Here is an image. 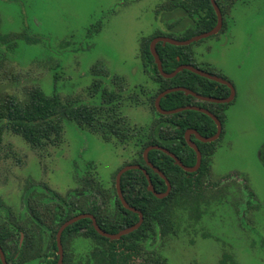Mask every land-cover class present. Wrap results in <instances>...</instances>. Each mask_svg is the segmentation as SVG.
<instances>
[{
  "label": "rangeland",
  "instance_id": "1",
  "mask_svg": "<svg viewBox=\"0 0 264 264\" xmlns=\"http://www.w3.org/2000/svg\"><path fill=\"white\" fill-rule=\"evenodd\" d=\"M170 2L0 0V36L5 39L0 41V94L22 99L38 85L63 99L89 100L86 89L94 79L112 88L113 77L123 80L126 93L140 88L151 93L157 84L143 67L141 40L157 32L181 37L197 28L190 20L171 26L183 11ZM226 13L220 33L189 46L191 62L225 78L235 98L224 109L223 133L198 191L204 199L201 218L195 222L179 214L177 236L151 242L169 264H221L224 253L233 264H264V167L259 157L264 143V0H239ZM27 37L37 41L27 42ZM124 104L122 115L131 124L150 125L154 115L149 106ZM136 151L125 143L104 142L68 121L61 144L44 150L4 129L0 223L28 221L23 196L31 186L36 187L29 194L34 206L47 190L61 196L81 191L87 172L93 186H105L102 198L109 201L117 171ZM88 192L92 200L100 199L94 187ZM74 242L68 248L75 261L86 256L91 242Z\"/></svg>",
  "mask_w": 264,
  "mask_h": 264
},
{
  "label": "trees",
  "instance_id": "2",
  "mask_svg": "<svg viewBox=\"0 0 264 264\" xmlns=\"http://www.w3.org/2000/svg\"><path fill=\"white\" fill-rule=\"evenodd\" d=\"M200 2L204 13V24L198 25L195 31L181 38L166 36L184 40L210 30L216 24L215 12L209 0H200ZM173 3L178 6V0H173ZM189 12L192 15V11ZM159 36L165 35L157 32L148 39L143 38L139 48L143 67L151 73L153 81L157 84L154 91L150 93L140 88L126 93L123 89V80L113 77L112 88L94 79L86 89V98L89 100L82 99V96L63 99L56 92L47 94L38 85L28 89L22 99L12 94H0V144L4 129H7L12 134L20 136L32 148L44 150L56 147L63 139V123L68 121L80 131L99 135L105 142L113 140L136 148L138 155L128 164L145 167L142 158L143 149L150 145H158L177 156L184 165L193 166L196 156L185 143L183 133L187 129H194L203 137H211L216 132L214 121L207 115L192 110L160 115L154 108V100L159 93L173 87H185L202 96L213 98H225L229 90L223 84L186 70L171 79L161 77L149 48L152 39ZM4 40V36H0V41ZM26 41L36 42L37 39L31 40L27 37ZM156 51L162 68L167 73L183 63L196 67L191 63L189 46L157 43ZM97 69L94 67L93 72H97ZM57 78L56 74L54 79ZM141 97H144L145 101ZM194 100L192 96L177 91L165 95L159 103L163 110L189 105L205 108L218 118L223 127L224 109L231 103H194ZM125 102L135 106L141 104L149 106L154 115L150 125L140 127L131 124L122 115ZM222 133L223 131L221 135ZM194 141L202 155L201 165L195 173H185L170 157L160 151L149 152L148 160L167 177L171 185V191L164 199H157L147 191V181L140 171L130 170L122 175L120 187L124 199L143 216V222L137 230L119 240L109 241L94 231L89 219H82L68 226L62 233V264H76L68 248L75 237H90L95 242L89 256L82 264H169L160 252L151 248V242L177 236V220L181 218L179 214L188 215L195 222L202 215L201 202L204 199L198 191L209 171V159L214 152L216 141L212 143ZM259 157L264 167V143L260 148ZM147 171L155 191L164 192L166 189L164 181L149 169ZM94 187L98 193H105L99 183ZM30 190L31 188H28L23 196L24 211L28 221L15 225L0 223V247L7 264H56L58 259L56 232L62 223L79 213L92 214L99 227L108 233H117L138 221V215L123 209L117 199L116 209L113 212H107L105 202L96 206L89 203L85 195L81 198L75 197L74 200L53 196L52 205H44L40 208L39 204L32 205L29 199ZM137 256L141 257L140 262H136ZM226 261L233 264L230 255L224 253L221 264H225Z\"/></svg>",
  "mask_w": 264,
  "mask_h": 264
},
{
  "label": "flooded vegetation",
  "instance_id": "3",
  "mask_svg": "<svg viewBox=\"0 0 264 264\" xmlns=\"http://www.w3.org/2000/svg\"><path fill=\"white\" fill-rule=\"evenodd\" d=\"M171 2L170 3H173V0H170ZM176 1V0H175ZM210 1V4H211V6H212V8H213V10H214V7H213V3L211 2V0H209ZM214 1V3H215V5L217 6V8L219 9V11H220V14H221V17H222V24H221V28L219 29V31L216 33V34H214V35H212V36H216L218 33H220L223 29H224V25H223V12L224 13H226V11H228L229 12V10L231 9V7H233V5L237 2V1H239V0H213ZM217 1V2H216ZM201 2H200V0H178V6L182 9V15H181V17L182 18H178V19H175L174 21H172L173 23H172V25L171 26H175V25H177L178 23H176V22H187V21H191V24L192 25H195V26H198V25H203L204 24V13L202 12V9H201V7H202V3L200 4ZM217 4H219V6L217 5ZM184 5H185V7H184ZM177 6V7H178ZM222 10V12H221V10ZM189 11H192V15L190 14V12ZM214 12H215V10H214ZM184 14V15H183ZM226 14H228V13H226ZM215 15H216V13H215ZM216 23H217V17H216ZM216 26V24L210 29V30H212L214 27ZM210 30H208V31H204V32H202V33H199V34H196V35H194V36H192V37H189V38H187V39H184V40H177V39H175V38H172V37H169V36H159V37H168V38H172V39H174V40H176V41H187V40H189V39H191V38H194L195 36H198V35H201V34H203V33H206V32H209ZM186 35V34H185ZM185 35H183V36H185ZM183 36H181V37H183ZM181 37H178V38H181ZM209 37H211V36H209ZM156 38V37H155ZM208 38V37H207ZM154 39V38H153ZM202 40V39H201ZM200 41V40H199ZM197 42V41H196ZM159 43H161V42H159ZM193 43H195V42H193ZM191 45V43L189 44V45H185V46H190ZM179 47H181V46H179ZM155 49H156V46H155ZM157 52V51H156ZM158 54V53H157ZM189 56H191V53L189 52ZM160 59V58H159ZM154 60V59H153ZM155 63V62H154ZM192 63V62H191ZM156 65V64H155ZM183 65H187V66H190V67H193L194 69H198V70H200V71H202V72H205V73H207V74H210V75H212V76H216V77H219V76H217V74L216 75H214V72H211V71H209L208 69H201V68H198L195 64V66L196 67H194V66H192V65H190V64H180L179 66H177L175 69H177L178 67H180V66H183ZM161 67H162V64H161ZM156 69H157V66H156ZM174 69V70H175ZM162 70H163V68H162ZM173 70V71H174ZM184 70H186V69H184ZM184 70H182V71H184ZM204 70H206V71H204ZM173 71H171V72H169V73H172ZM182 71H180V72H182ZM186 71H189V70H186ZM157 72H158V70H157ZM163 72H165L164 70H163ZM180 72H178V73H180ZM189 72H191V71H189ZM212 74H211V73ZM165 73H167V72H165ZM169 73H167V74H169ZM177 73V74H178ZM193 73V72H192ZM158 74H159V72H158ZM176 74V75H177ZM195 74V73H194ZM160 75V74H159ZM195 75H197V74H195ZM161 76V75H160ZM198 76H200V75H198ZM162 77V76H161ZM201 77V76H200ZM164 78V77H163ZM204 78V77H203ZM219 78H221V79H223V77L221 76V77H219ZM165 79H167V78H165ZM171 79V78H170ZM207 79V78H206ZM209 80V79H208ZM223 80H225V81H227L226 79H223ZM212 81V80H211ZM215 82V81H214ZM228 82V81H227ZM218 83V82H217ZM232 85V84H231ZM226 86V85H225ZM233 86V85H232ZM227 87V86H226ZM173 88H176V87H173ZM181 88H185V87H181ZM170 89V88H169ZM185 89H187V88H185ZM227 89L229 90V88L227 87ZM234 89V88H233ZM188 90H190V89H188ZM190 91H192V90H190ZM192 92H194V91H192ZM235 92V91H234ZM184 93V92H183ZM194 93H196V92H194ZM229 93H230V90H229ZM185 94V93H184ZM197 95H199V96H201V97H204V98H213V97H207V96H202V95H200V94H198V93H196ZM185 95H189V94H185ZM158 96V95H157ZM190 96H192V95H190ZM228 96H229V94H228ZM227 96V97H228ZM195 100H194V103H202V102H208V103H214V102H209V101H206V100H202V99H199V98H197V97H195V96H192ZM227 97H225V98H227ZM234 98H235V96H234ZM156 99V98H155ZM214 99H224V98H214ZM234 100V99H233ZM233 100L230 102V103H232L233 102ZM155 101V100H154ZM216 104H218V103H216ZM226 104H229V103H226ZM184 107H195V108H199V109H204V110H207V109H205V108H202V107H199V106H196V105H189V106H184ZM180 108H183V107H180ZM176 109H178V108H176ZM173 110V109H172ZM166 111H169V110H166ZM183 111H186V110H183ZM192 111H197V112H200V113H203V112H201V111H199V110H192ZM207 111H209V110H207ZM210 112V111H209ZM178 113V112H177ZM211 113V112H210ZM204 114V113H203ZM212 114V113H211ZM161 115V114H160ZM206 115V114H205ZM214 115V114H213ZM208 116V115H207ZM215 116V115H214ZM209 117V116H208ZM216 117V116H215ZM217 118V117H216ZM218 119V118H217ZM219 121V120H218ZM220 122V121H219ZM215 123V122H214ZM221 123V122H220ZM216 125V124H215ZM222 126V125H221ZM191 130H194V129H187V130H185L184 131V133H183V137H184V141H185V143L187 144V142H186V140H185V133L187 132V131H191ZM216 130H217V128H216ZM194 131H196V130H194ZM197 132V131H196ZM221 132H222V130H221ZM198 133V132H197ZM216 133V132H215ZM199 134V133H198ZM200 135V134H199ZM220 135H221V133H220ZM220 135H219V137H220ZM201 136V135H200ZM213 136V135H212ZM211 136V137H212ZM201 137H203V136H201ZM219 137H218V139H219ZM203 138H208V137H203ZM217 139V140H218ZM194 140H196V141H198V142H200V143H205V142H201V141H199L193 134H191L190 135V141L191 142H193L194 144H195V141ZM217 140H215V141H217ZM104 141V140H103ZM105 142V141H104ZM214 142V141H213ZM210 143H212V142H210ZM188 145V144H187ZM196 145V144H195ZM151 146H158V145H150V146H147V147H145L144 149H143V151H142V158H143V162H144V164H145V167H143V166H141V165H137V164H135V165H133V166H139V169H135V170H137V171H140L141 172V174L144 176V178L146 179V181H147V186H146V189H147V191H148V180H147V177L149 178V180L151 181V178H150V175H149V173H148V171H147V169H149L152 173H154V174H156V175H158L160 178H161V176H160V174H162L165 178H166V180L169 182V180L167 179V177L157 168V167H155L149 160H148V154H149V152L150 151H152V150H156V151H160V152H162L161 150H157V149H151L148 153H147V161H145V159H144V157H143V153H144V151L148 148V147H151ZM189 146V145H188ZM132 148H133V146H131ZM158 147H160V148H164V147H161V146H158ZM190 147V146H189ZM196 147H197V145H196ZM191 148V147H190ZM136 149V148H135ZM164 149H166V148H164ZM192 149V148H191ZM197 149H198V147H197ZM167 150V149H166ZM193 150V149H192ZM199 150V149H198ZM168 152H170L169 150H167ZM194 151V150H193ZM200 152V151H199ZM162 153H164V152H162ZM171 153V152H170ZM194 153H195V151H194ZM165 154V153H164ZM171 154H173V153H171ZM137 155H138V152H136V155L134 156V157H137ZM165 155H167V154H165ZM174 155V154H173ZM200 155H201V153H200ZM213 155V154H212ZM211 155V156H212ZM168 157H170L172 160H173V162H174V164H175V161H174V159L171 157V156H169V155H167ZM175 156V155H174ZM195 156H196V153H195ZM211 156H210V159H209V163H210V168H209V171H208V173H207V175H206V177L209 175V173H210V170H211ZM175 157H177V156H175ZM178 158V157H177ZM201 159H202V155H201ZM178 160L180 161V159L178 158ZM181 162V161H180ZM182 163V162H181ZM152 166H150V165ZM183 164V163H182ZM195 164H196V161H195ZM195 164L193 165V166H186V165H184L185 167H188V168H192V167H194L195 166ZM128 165H132V164H128V163H125V164H123V166L119 169V170H121L123 167H125V166H128ZM176 165V164H175ZM200 165H201V162H200ZM176 166H178V165H176ZM178 167H180V166H178ZM200 167V166H199ZM199 167H198V169H199ZM181 168V167H180ZM182 169V168H181ZM198 169L196 170V171H194V172H191V173H195V172H197L198 171ZM118 170V171H119ZM183 170V169H182ZM117 171V172H118ZM130 171V170H129ZM184 171V170H183ZM185 173H190V172H186V171H184ZM126 173V172H125ZM88 174H89V172H87V173H84V175H82V178H81V186H82V188L83 189H81V191H79V192H77V190H75V191H69L68 193H67V195L66 196H61V195H59L58 193H50L49 194V190H47V191H45V194H46V198H44L42 201L40 200L39 202H37L36 200H35V202L37 203V204H39V206H40V208L41 207H44V205H47V206H50V205H52L53 204V202H54V199H53V196H56V197H58V198H63V199H71V198H73V200L75 199V197H78V198H81V197H83L84 195H85V197H87V201L89 202V203H93L95 206L96 205H101L103 202H105V204H106V207L108 208V211L107 212H113L115 209H116V199L119 201V203H120V205H121V207L123 208V209H125V210H127V211H130V210H128V209H126L123 205H122V203H121V201H120V199H119V197H118V195H117V191H116V186H115V181H114V187H113V189H112V197L110 198L109 197V201H105V200H103V198H102V196H105V194H106V192L105 193H103V194H100V193H98L97 192V190H96V187H94L93 185H92V183L94 182V178L93 177H90V176H92V175H90V176H88ZM117 174V173H116ZM116 177V176H115ZM122 177V176H121ZM205 177V178H206ZM204 178V179H205ZM161 180L162 181H164V184H165V186H166V183H165V180L164 179H162L161 178ZM120 183H121V180H120ZM151 184H152V182H151ZM205 183H204V180H203V185H204ZM98 185V184H97ZM96 185V186H97ZM169 185H170V182H169ZM203 185L201 186V188L200 189H202L203 188ZM152 186H153V184H152ZM86 187V188H85ZM92 187H94L95 189H94V191L95 192H93V194L95 195H98V197H100V199H97L98 201L96 202V201H94V200H92V198H95V197H90L88 194H90L88 191H91L92 190ZM31 188V190H33V188H34V186H31L30 187ZM103 188H104V190H105V186H103ZM153 188H154V186H153ZM34 189H36V187L34 188ZM166 189H167V186H166ZM166 189H165V191L164 192H162V193H165L166 192ZM31 190H30V192H31ZM83 190V191H82ZM120 190H121V187H120ZM154 191H155V188H154ZM170 191H171V185H170V190H169V192H168V194L170 193ZM88 192V193H87ZM110 191H108V193H109ZM150 192V191H149ZM156 192V191H155ZM107 193V196H109V194ZM152 193V192H151ZM157 193V192H156ZM162 193H157V194H162ZM121 194H122V197H123V199H124V196H123V193H122V191H121ZM153 194V193H152ZM168 194L165 196V197H167L168 196ZM154 195V194H153ZM154 197H156L155 195H154ZM164 197V198H165ZM157 198V197H156ZM164 198H161V199H164ZM157 199H159V198H157ZM79 200V199H78ZM125 200V199H124ZM125 202H126V200H125ZM113 205V208H111V204ZM127 203V202H126ZM202 204H203V200H202V202H201ZM127 205L129 206V204L127 203ZM202 206V205H201ZM129 207H131V206H129ZM131 208H133V207H131ZM135 209V208H134ZM136 210V209H135ZM136 211H138V210H136ZM130 212H132V213H135V214H137L136 212H133V211H130ZM139 212V211H138ZM140 213V212H139ZM83 214H90V213H79V214H77V215H74L73 217H71V218H69V219H67L64 223H66L67 221H69L70 219H72V218H74V217H76V216H79V215H83ZM141 214V213H140ZM90 215H92V214H90ZM138 215V214H137ZM142 215V214H141ZM93 216V215H92ZM94 217V216H93ZM95 218V217H94ZM83 219H89V218H83ZM80 220H82V219H80ZM80 220H78V221H80ZM90 220V219H89ZM96 220V219H95ZM77 221V222H78ZM91 221V220H90ZM138 221H139V215H138ZM138 221H137V223H138ZM142 222H143V216H142ZM142 222H141V224H142ZM64 223H62L61 225H60V227L64 224ZM76 223V222H75ZM96 223H97V221H96ZM137 223H135V224H137ZM74 224V223H73ZM73 224H71V225H73ZM134 224V225H135ZM141 224H140V226H141ZM71 225H69V226H71ZM98 225V224H97ZM134 225H132V226H134ZM91 226H92V222H91ZM99 226V225H98ZM131 226V227H132ZM139 226V227H140ZM60 227L58 228V230L60 229ZM68 227V226H67ZM66 227V228H67ZM138 227V228H139ZM65 228V229H66ZM92 228H93V226H92ZM101 228V227H100ZM128 228H130V227H128ZM128 228H125V229H128ZM137 228V229H138ZM64 229V230H65ZM94 229V228H93ZM125 229H122V230H120V231H118L117 233H109V234H118L119 232H121V231H123V230H125ZM136 229V230H137ZM58 230H57V232H58ZM63 230V231H64ZM103 230V229H102ZM63 231H62V233H63ZM95 231V230H94ZM104 231V230H103ZM135 231V230H134ZM57 232H56V235H57ZM96 232V231H95ZM105 232V231H104ZM133 232V231H132ZM131 232V233H132ZM97 233V232H96ZM106 233H108V232H106ZM44 234L45 235H48L46 232H44ZM98 234V233H97ZM128 234H130V233H128ZM128 234H126V235H128ZM56 235H55V241H56ZM99 235V234H98ZM61 236H62V234H61ZM101 236V235H100ZM123 236H125V235H123ZM123 236H121L119 239H121ZM101 237H103V236H101ZM104 238H106V237H104ZM165 238H167V237H165ZM77 239H89L90 240V242H91V248L89 249V252L86 254V256H81L79 259H76L75 258V261H78V263L77 262H75L74 261V263H76V264H82V262L84 263V261L86 260V258L89 256V254H90V251L93 249V247H94V245H95V242H94V239L93 238H90V237H75V238H73L72 239V242H74V241H76ZM106 239H108L109 241H116V240H119V239H113V240H111V239H109V238H106ZM162 240V239H161ZM157 241H159V240H157ZM75 243V242H74ZM61 246H62V244H61ZM1 248V247H0ZM2 250V249H1ZM3 252V251H2ZM62 252H63V247H62ZM73 252H74V250H73ZM4 254V253H3ZM56 255L58 256V254H57V245H56ZM5 257V256H4ZM59 257V256H58ZM74 259V258H73ZM42 260V259H41ZM142 259H141V257H139V256H137L136 257V262H140ZM57 261H58V259H57ZM62 262H63V257H62ZM7 263V262H6ZM57 264V263H56ZM62 264V263H61Z\"/></svg>",
  "mask_w": 264,
  "mask_h": 264
},
{
  "label": "water",
  "instance_id": "4",
  "mask_svg": "<svg viewBox=\"0 0 264 264\" xmlns=\"http://www.w3.org/2000/svg\"><path fill=\"white\" fill-rule=\"evenodd\" d=\"M211 2L213 3L212 5L214 7V10H215V13H216V17H217L216 26L212 30H210L209 32L203 33L201 35L195 36L194 38H191V39H189L187 41H176V40H174L172 38H168V37H156V38L152 39V41L150 42V46H149L150 53H151V55H152V57L154 59V62L156 64V66H157V70H158L159 74L162 77L167 78V79H170V78H173L178 72L186 69V70H189V71H191V72H193V73H195L197 75H200L201 77H204V78H207L209 80H212V81L218 82L220 84L226 85L229 88V90H230L229 96L227 98H224V99H214V98H204V97H201V96L197 95L196 93H194V92H192V91H190L188 89L181 88V87H176V88H170V89H166V90L162 91L161 93L158 94V96L156 97V99L154 101V108H155L156 112L159 113V114H161V115H171V114H175L177 112H181L183 110H199V111L203 112L204 114L208 115L215 122L217 130H216V133L212 137L203 138V137H201L194 130L187 131L185 133V140H186L187 144L196 153V164L192 168L185 167L178 160L177 157H175L173 154H171L170 152H168L166 149L160 148L158 146L148 147L144 151V153H143V157H144L145 161H147V153L151 149L161 150L165 154L171 156L174 159L176 165L180 166L184 171L190 172V173L196 171L198 169V167L200 166V162H201L200 152L197 149L196 145L193 142L190 141V135L193 134L201 142H205V143L213 142V141H215V140L218 139V137H219V135L221 133V130H222L221 123L218 121V119L213 114H211L209 111L204 110V109H199V108H195V107H183V108L173 109V110H169V111L163 110L160 107V103H159L160 102V99L163 98L165 95H167L169 93L180 91V92H184L185 94H189V95L195 96V97H197L199 99L206 100V101H209V102H214V103H218V104H226V103H230L234 99L235 92H234L233 86L229 82H227V81H225V80H223V79H221L219 77L212 76L210 74H207L205 72H202V71H200L198 69H194L193 67H190V66H187V65L180 66L177 69H175L172 73H169V74L163 72L162 67H161V61H160L159 56H158V54L156 52L155 46L159 42H161L163 45L164 44H170V45H173V46H185V45H189L190 43L199 41L201 39H205V38H207L209 36H212V35L216 34L219 31V29L221 28L222 17H221L220 11L217 8V6L215 5L214 1L211 0ZM135 169H139V166L128 165V166L123 167L121 170H119L117 172V174H116V177H115V186H116L117 195H118V197H119L122 205L126 209H128L130 211H133V212H136L139 215V221H138V223L135 224L134 226H132V227H130L128 229H125V230L119 232L118 234H115L114 235V234H109V233L104 232L97 225L95 218L92 215H90V214H83V215H79V216H76V217L70 219L69 221H67L66 223H64L60 227V229L58 230L57 235H56L57 254L59 256L58 257L57 264H61L62 263V257H63L62 246H61V234H62V231L67 226H69V225L77 222L80 219L89 218L91 220V222H92V226H93L94 230L99 235H101L103 237H106V238H109L111 240H113V239H119L121 236L126 235L128 233H131L132 231L136 230L140 226V224L142 222V215L138 211H136L134 208H131V207H129L127 205V203L125 202V200L122 197L121 190H120V180H121V176L125 172H127L129 170H135ZM160 176H161L162 179L165 180V183H166V186H167L166 192L165 193H162V194H157L154 191V188H153V186L151 184V181L147 177V180H148V191L152 192L159 199L164 198L168 194V192L170 190L169 182L166 180V178L162 174H160ZM0 261H1L2 264H7L1 248H0Z\"/></svg>",
  "mask_w": 264,
  "mask_h": 264
}]
</instances>
